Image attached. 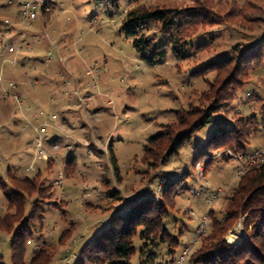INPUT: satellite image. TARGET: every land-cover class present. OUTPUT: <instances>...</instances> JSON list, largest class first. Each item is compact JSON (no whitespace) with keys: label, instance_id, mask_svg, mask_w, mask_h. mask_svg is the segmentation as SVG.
<instances>
[{"label":"rangeland","instance_id":"obj_1","mask_svg":"<svg viewBox=\"0 0 264 264\" xmlns=\"http://www.w3.org/2000/svg\"><path fill=\"white\" fill-rule=\"evenodd\" d=\"M196 1L125 0L112 10L91 0H53L50 13L25 24L18 0H0V215L12 212L3 187L12 190L10 174L38 178L51 190V199L42 207L43 217L32 227L35 238L29 241L27 262L47 242L55 246L49 264H76L86 244L109 226L113 216L147 195L162 194L165 181L188 173L184 189L175 198V217L187 226L186 248L198 220H209L210 208H222L244 169L255 165L252 155L264 148V118L249 99L264 97L259 81L264 79V68L232 107L214 114L179 155L157 168L142 161L149 138L174 119L175 111L201 104V94L209 88L207 80L215 74L196 77L194 70L214 57L253 44L264 32V0H256L258 7L250 15L260 16L261 21L245 22L238 16L230 23L200 30L185 60L170 50L166 58L149 62L136 49L134 38L121 30L127 11L137 3L182 7ZM254 1L210 0L223 14L248 3L250 12ZM253 115L259 131L252 136L246 155L227 161L218 156L224 149H213L217 156L209 165V157L204 158L203 173L199 165L194 167L195 158L209 150L208 142L217 133L234 127L236 118ZM210 189L221 190L222 195L208 205ZM16 232L18 226L0 230V264H13ZM244 236L241 221L227 240L241 242ZM135 245L132 262L141 264L142 243L137 240ZM151 249L156 254L147 264H182L183 249L173 262L165 245Z\"/></svg>","mask_w":264,"mask_h":264},{"label":"trees","instance_id":"obj_2","mask_svg":"<svg viewBox=\"0 0 264 264\" xmlns=\"http://www.w3.org/2000/svg\"><path fill=\"white\" fill-rule=\"evenodd\" d=\"M91 1L114 10L125 0ZM249 4L238 8V11L232 7L223 14L215 9L210 0H197L192 6L182 7L137 3L127 11L121 30L134 38L136 49L149 62L166 58L170 50L178 59L185 60L200 30L219 23H230L238 16L243 17L245 22L261 21L260 16H250L258 7L256 0L251 3L250 12L246 11ZM197 48L204 49L203 46ZM263 68L264 32L253 44L236 48L231 55L214 57L211 62L196 68L193 72L196 77L215 74L212 80H207L209 88L202 92L201 104L175 111L174 119L162 124L161 132L149 138L142 161L151 168H157L166 164L169 158L179 155L214 114L232 107L240 93L253 81V76ZM259 81L264 85V79L260 78ZM249 100L264 118V97L254 95ZM235 120L234 127L217 133L211 139L213 141L208 142L209 150L195 158V168L199 164L204 165L203 160L207 156L206 165H209L210 160L217 156L211 153L213 149L246 155L252 136L259 131L257 116H241ZM221 157H226L227 161L235 160L226 154ZM112 160L120 178L114 154ZM188 175H180L173 182L165 181L162 194L147 195L126 208L124 213L113 216L109 226L86 244L76 264H133L137 240L141 241V252L145 255L141 264H147L155 256V252H150L151 248L160 244L167 247L169 261H175L181 249L184 250L187 245L183 240L187 226L183 220L175 217V198L184 189L182 182ZM10 184L11 191L5 184L3 187L12 212L5 217L0 215V230L11 231L18 226L12 243V262L49 264L55 256V246L47 242L30 262L26 261V255L29 241L35 238L32 227L43 217L44 203L51 199L50 187L38 178H19L12 174ZM208 214L207 233L198 237L201 244L192 254L190 264H264V162L244 169L226 203L220 209L210 208ZM241 221L246 236L241 242L229 243L228 234ZM68 236L69 232L64 234L61 241L64 242Z\"/></svg>","mask_w":264,"mask_h":264},{"label":"built area","instance_id":"obj_3","mask_svg":"<svg viewBox=\"0 0 264 264\" xmlns=\"http://www.w3.org/2000/svg\"><path fill=\"white\" fill-rule=\"evenodd\" d=\"M18 2L21 6L20 17L23 19V22H25V24H29L31 22L36 21L38 16L43 12L50 13L52 11L53 0H18ZM16 97L18 99L21 98V96H18V95H16ZM41 131L45 132V129L42 128ZM224 154L230 157H233V158H236L238 156L231 150H227L225 152H219L218 156H222ZM252 159L253 160L251 163L255 165L262 164L264 162V148L260 151H257L254 155H252ZM198 168L200 172L203 173L204 169L201 164H199ZM208 192H209L207 196L208 205H211L212 203L216 202L218 199H220L222 195L221 190H211L210 189ZM191 214H193L194 216L196 215L193 211L191 212ZM198 221H199V227L196 231V235L191 240V243L189 244V246L184 248L181 254L180 261L182 264H190V259L193 254L195 245L197 244L198 237L206 234L207 232L208 219L206 217H202Z\"/></svg>","mask_w":264,"mask_h":264},{"label":"crops","instance_id":"obj_4","mask_svg":"<svg viewBox=\"0 0 264 264\" xmlns=\"http://www.w3.org/2000/svg\"><path fill=\"white\" fill-rule=\"evenodd\" d=\"M239 239H240V238H239ZM237 242H238V240L235 241V243H237Z\"/></svg>","mask_w":264,"mask_h":264}]
</instances>
